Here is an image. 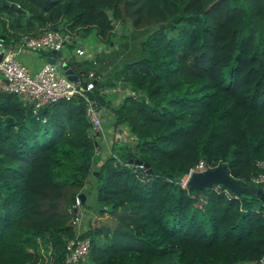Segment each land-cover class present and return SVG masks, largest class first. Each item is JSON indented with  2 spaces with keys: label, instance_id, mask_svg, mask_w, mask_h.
Instances as JSON below:
<instances>
[{
  "label": "trees",
  "instance_id": "1",
  "mask_svg": "<svg viewBox=\"0 0 264 264\" xmlns=\"http://www.w3.org/2000/svg\"><path fill=\"white\" fill-rule=\"evenodd\" d=\"M8 1L30 14L0 0L5 42L69 22L76 48L75 33L96 28L104 46L70 66L102 75L95 92L117 93L99 99L108 122L129 134L102 156L82 98L35 114L17 94L0 93V264H65L75 234L68 208L80 192L85 213L116 220L82 233L91 241L85 264H258L261 200L181 180L202 160L259 186L251 177L264 171V0ZM129 40L131 58L105 78L101 52ZM136 158L149 166L129 162Z\"/></svg>",
  "mask_w": 264,
  "mask_h": 264
},
{
  "label": "built area",
  "instance_id": "2",
  "mask_svg": "<svg viewBox=\"0 0 264 264\" xmlns=\"http://www.w3.org/2000/svg\"><path fill=\"white\" fill-rule=\"evenodd\" d=\"M68 32H63L58 27H53L47 22L40 33H22L14 42H5L0 38V93L10 92L17 94L22 103L29 106L33 113L49 103L57 100L72 98H82L85 103V112L93 128L99 131L100 137L107 138L109 144L112 140H124L129 134L123 127H112L106 133L103 131L104 117L109 112L107 107L100 104L97 94L105 92L107 88H101V91L95 92L96 82L102 78V75L94 70L76 71L78 78L73 79L61 72L58 58L54 63L45 62L37 71L30 72L28 67L18 60V54L26 49L31 50H61L64 43L70 41ZM89 47L77 46L75 55H92ZM54 56V55H53ZM80 58V57H79ZM65 59V58H63ZM80 60V59H78ZM113 90V88H112ZM110 113V112H109ZM134 138V136H131ZM105 156V155H104ZM260 167H264V161H258ZM139 168L144 169L143 163H137ZM207 168L202 160L191 167L188 174L193 170H202ZM252 183L264 186V171L251 177ZM184 185V184H183ZM219 184L214 189H219ZM225 192L229 194L226 189ZM200 205L205 201L201 193H197ZM76 208V209H75ZM74 214L73 224L75 234L68 238L65 244V264H85L86 257L90 250V237L82 236L87 230L85 211L81 205V198L77 195L74 203L68 208ZM258 264H264V254L259 258Z\"/></svg>",
  "mask_w": 264,
  "mask_h": 264
},
{
  "label": "water",
  "instance_id": "3",
  "mask_svg": "<svg viewBox=\"0 0 264 264\" xmlns=\"http://www.w3.org/2000/svg\"><path fill=\"white\" fill-rule=\"evenodd\" d=\"M3 4L8 5L17 13H25L30 14L29 11L23 9L18 3L10 2L8 0H2ZM1 37H5L4 34ZM54 56H49L46 58L48 62L54 63L57 59L58 50H51ZM75 60L74 55H69L66 59L61 58L58 62V66L61 72L68 74L70 78L77 79L78 75L74 68L70 66V62ZM116 82V80H114ZM122 81H119V84L122 85ZM108 88V86H106ZM97 98L101 99L102 94L98 93ZM99 134V131H97ZM129 162L134 163H142V160L136 159H129ZM145 166H149L148 162L144 163ZM151 170V168H147ZM98 173V172H97ZM212 184H223L229 190L236 194H250L257 196L262 202H264V186H254L248 185L243 180H239L234 178L227 170L226 164H219L214 167H207L202 170H193L191 171L185 180L184 185L188 186L190 189H202L206 187H210ZM81 198V201H84L85 195L83 192H80L78 195ZM76 209V208H75Z\"/></svg>",
  "mask_w": 264,
  "mask_h": 264
},
{
  "label": "rangeland",
  "instance_id": "4",
  "mask_svg": "<svg viewBox=\"0 0 264 264\" xmlns=\"http://www.w3.org/2000/svg\"><path fill=\"white\" fill-rule=\"evenodd\" d=\"M67 23H68L70 28H74V26H72L69 22H67ZM69 27L65 26L62 31L63 32H64V30L70 31ZM123 28L126 29L127 33H129L128 32L130 30L129 25H126ZM115 29H117L116 33H117V36L119 38L120 35L122 34L121 33L122 32L121 25H119V23H116ZM74 39H75V44L77 46L84 45L85 47L96 46L97 44H99L102 41L100 35H98V33H97L96 28H93V27L88 31V33L86 35L83 32L75 33ZM113 39L115 40V38H113ZM68 42L69 41L64 43L63 48L71 50L74 53L75 48H71L68 45ZM131 42L132 41L129 40L127 47L122 46L121 41H120V43L115 44L114 48H113V46H112V48H108V44H107L106 45L107 50L101 52V54H100L101 59H100V62H98L99 64L96 65V70L101 71V73L105 76V78H106V76L109 77L108 76L109 74H111L115 69L120 67V65L122 63V59H124L125 57L131 58V54H132L131 52L133 51V48L129 47ZM134 52H135V50H134ZM103 58L105 60L104 64H102ZM92 70H94V69H92ZM108 91L109 92L106 93L107 98L112 99L113 97H115L117 95V93L112 92L113 91L112 89L111 90L109 89ZM103 106L107 107L105 104ZM107 109H110V108L108 107ZM103 117H104V122H105V124H103V131H104V133H106L108 130L107 127L110 125L108 121L111 119L110 118L111 114L109 112H107L103 115ZM185 180H181V183L184 184ZM206 188H208V187H206ZM201 194H203V193L201 192ZM260 204L262 205V208L264 210V202L261 201V203H258V205H260ZM85 214H86V216L88 215V213H85ZM115 222H116V220L107 213H104L101 216H99L97 214H95V215L92 214L91 217L89 218V221H88V218H86V226L87 227L101 225V226L112 228L114 226ZM101 239L102 238H99L100 244H102ZM84 263H89V261L85 260Z\"/></svg>",
  "mask_w": 264,
  "mask_h": 264
},
{
  "label": "crops",
  "instance_id": "5",
  "mask_svg": "<svg viewBox=\"0 0 264 264\" xmlns=\"http://www.w3.org/2000/svg\"><path fill=\"white\" fill-rule=\"evenodd\" d=\"M3 32V27H2V24L0 23V33ZM7 35V34H6ZM80 46H84V45H80ZM96 46H99V47H103L104 46V43L103 42H100L99 44H97ZM96 46H91L89 47V51L91 52V54L93 55L94 51H95V47ZM87 51V52H89ZM73 54L75 56V59L78 60V59H82V57H85V58H90L92 55H75V51L74 53L71 51H69L68 49H64L62 48L61 51L59 50L58 51V58H65L69 55ZM49 56H53L52 52L48 51V50H29V49H26L24 50L22 53L18 54L17 58L19 61H21L24 65H26L29 69L30 72H35L37 71L45 62H47L46 58L49 57ZM80 57V58H79ZM76 71V69H75ZM78 71V70H77ZM106 88V86L104 87ZM107 89H110L109 87ZM105 92H106V89H105ZM122 95H120L121 97ZM112 127H114L113 125H109L107 127L108 130H110ZM124 127V126H123ZM115 128V127H114ZM126 128H124V130L126 131ZM107 130V131H108ZM128 132V130H127ZM100 140H101V147H100V151L99 153L104 156L106 155L107 153H110L111 151V144H109L107 142V138L102 136L100 137ZM86 210V209H85ZM89 212H87L86 210V213H88V216L87 218L91 217L92 215V211L88 210ZM95 215V214H93Z\"/></svg>",
  "mask_w": 264,
  "mask_h": 264
}]
</instances>
